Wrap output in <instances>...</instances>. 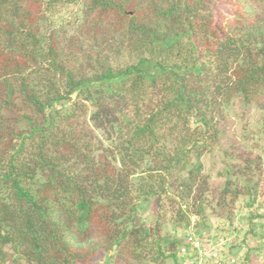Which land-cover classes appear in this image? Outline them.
Listing matches in <instances>:
<instances>
[{
	"label": "trees",
	"instance_id": "obj_1",
	"mask_svg": "<svg viewBox=\"0 0 264 264\" xmlns=\"http://www.w3.org/2000/svg\"><path fill=\"white\" fill-rule=\"evenodd\" d=\"M71 2L0 0V264H184L192 217L210 237L217 212L203 156L237 102L264 113V0H84L89 50L41 35ZM218 175L219 203L254 210L259 236L263 171Z\"/></svg>",
	"mask_w": 264,
	"mask_h": 264
},
{
	"label": "rangeland",
	"instance_id": "obj_2",
	"mask_svg": "<svg viewBox=\"0 0 264 264\" xmlns=\"http://www.w3.org/2000/svg\"><path fill=\"white\" fill-rule=\"evenodd\" d=\"M70 4H66L60 13L48 20V17L41 22V35L47 38L55 36L63 40L62 43H68V39L78 37L80 45L85 50H89L91 45L95 43L94 33L97 24V15L88 10V5L84 0H72ZM241 5L248 7V0H237ZM219 7L221 4L218 5ZM105 30L102 31L103 36H100L101 44L109 42L108 29L111 27L110 22L104 25ZM47 48L46 41L43 44V51ZM229 124L226 126L225 138L220 145L207 153L202 158L203 169L206 173L211 174L210 184L214 187L215 192L209 195L210 205L206 210L209 213L215 209L216 215L210 216L208 225L212 232L210 239L218 240L225 243L227 248L245 258L251 253L252 259L259 257L258 264L264 262V255L259 254L257 249L259 246L264 251V240L260 238L264 236V231L259 233V236H254L249 233L250 230V214L254 210H248L244 207L243 202L230 204L233 209L232 219L228 218L230 208L222 207L220 202L221 192L226 179L220 177L218 172L231 164H239L242 167L251 164L252 167L258 168L264 173V139L261 133L264 113L251 106L237 102L229 110ZM235 161V162H234ZM194 202V198H191ZM258 205V203H257ZM142 215L147 220L148 224H153L156 211L155 204L145 206L142 210ZM192 226L195 230L197 217H192ZM259 222L262 223V220ZM201 228V227H200ZM202 229V228H201ZM167 232L175 233L172 225H168ZM207 238V237H206ZM216 243V242H215ZM239 244L237 248H233L232 244ZM242 245V246H241ZM226 248V247H225ZM226 248V249H227ZM263 257H262V256ZM105 263V258L102 257L100 264ZM165 264H174L172 261H167Z\"/></svg>",
	"mask_w": 264,
	"mask_h": 264
},
{
	"label": "built area",
	"instance_id": "obj_3",
	"mask_svg": "<svg viewBox=\"0 0 264 264\" xmlns=\"http://www.w3.org/2000/svg\"><path fill=\"white\" fill-rule=\"evenodd\" d=\"M185 239L180 250L184 264H247L246 257L231 252L225 243L200 237L194 229L185 233Z\"/></svg>",
	"mask_w": 264,
	"mask_h": 264
}]
</instances>
